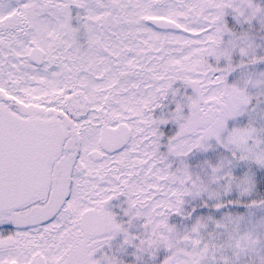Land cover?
<instances>
[{"label": "snow or ice", "instance_id": "6c2138e0", "mask_svg": "<svg viewBox=\"0 0 264 264\" xmlns=\"http://www.w3.org/2000/svg\"><path fill=\"white\" fill-rule=\"evenodd\" d=\"M0 264H264V0H0Z\"/></svg>", "mask_w": 264, "mask_h": 264}]
</instances>
